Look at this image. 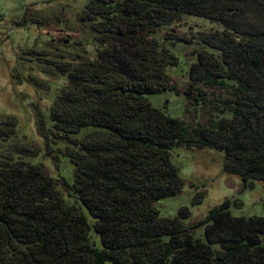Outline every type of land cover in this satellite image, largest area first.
I'll return each mask as SVG.
<instances>
[{
  "label": "trees",
  "instance_id": "16d2710c",
  "mask_svg": "<svg viewBox=\"0 0 264 264\" xmlns=\"http://www.w3.org/2000/svg\"><path fill=\"white\" fill-rule=\"evenodd\" d=\"M237 1L87 0L78 19L94 33V56L60 69L67 83L49 108L51 133L37 118L47 151L49 136L68 143L72 182L48 176L41 164L0 161V264H264V216H232L224 200L184 225L187 207L169 218L154 206L182 187L169 159L176 146L220 151L224 172L242 187L254 179L264 189V29L245 32L226 21L224 12ZM252 1L264 9V2ZM184 14L222 25L200 37L219 54L194 49L187 73L192 84L227 97L206 101L201 87L187 91H194L195 103H212L229 117L185 123L145 98L173 90L166 67L176 57L151 34ZM90 126L96 129L72 137ZM3 129L2 136L13 134ZM37 152L35 146L27 155ZM58 187L79 204H66ZM195 197L199 202L202 193ZM199 227L202 239L193 234Z\"/></svg>",
  "mask_w": 264,
  "mask_h": 264
},
{
  "label": "rangeland",
  "instance_id": "374dc122",
  "mask_svg": "<svg viewBox=\"0 0 264 264\" xmlns=\"http://www.w3.org/2000/svg\"><path fill=\"white\" fill-rule=\"evenodd\" d=\"M87 0H0V161L22 160L41 164L48 176L72 182L73 165L64 154L68 143L49 136L50 151L45 149L44 138L37 131L38 117H42L46 130L51 133L49 108L67 83L60 73L66 65H75L92 59L96 49L94 33L86 21L78 19ZM225 19L238 29L249 32L264 29V9L252 0H238L227 10ZM222 25L214 20L194 15H180L163 24L151 34L161 47L176 57L175 65H168V83L173 90L145 95L148 103L170 117L183 119L185 123L207 122L208 118L229 117L224 111L214 112V104L192 101L188 85L199 86L205 92L206 101L227 97L218 88L192 84L188 78L189 65L196 61V50L218 55V51L201 44L202 35L217 32ZM180 39V40H178ZM14 124H9V119ZM8 124L3 125V120ZM11 127L13 134L2 136V129ZM2 128V129H1ZM84 127L72 137L80 138L95 130ZM38 147L35 155H27ZM52 151V152H51ZM169 159L182 180L180 191L154 203L162 217H175L178 210L188 208V217L182 220L188 225L201 220L207 211L224 200L229 201L232 216H264V189L259 180H250L251 186L242 187L240 179L223 171V153L212 148L176 146L170 149ZM66 204H79L72 191L63 190ZM202 198L195 202L196 193ZM91 225L93 219L81 208ZM203 228L194 231L200 239ZM89 237L97 247L100 243L92 228ZM104 264H110L105 262Z\"/></svg>",
  "mask_w": 264,
  "mask_h": 264
},
{
  "label": "water",
  "instance_id": "95a60500",
  "mask_svg": "<svg viewBox=\"0 0 264 264\" xmlns=\"http://www.w3.org/2000/svg\"><path fill=\"white\" fill-rule=\"evenodd\" d=\"M262 2H264V0H261Z\"/></svg>",
  "mask_w": 264,
  "mask_h": 264
}]
</instances>
